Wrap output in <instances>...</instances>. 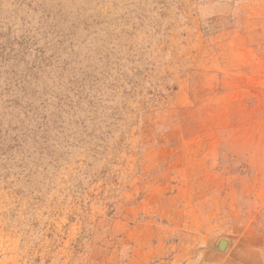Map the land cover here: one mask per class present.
Segmentation results:
<instances>
[{"label":"rangeland","instance_id":"rangeland-1","mask_svg":"<svg viewBox=\"0 0 264 264\" xmlns=\"http://www.w3.org/2000/svg\"><path fill=\"white\" fill-rule=\"evenodd\" d=\"M0 264H264V0H0Z\"/></svg>","mask_w":264,"mask_h":264},{"label":"water","instance_id":"water-1","mask_svg":"<svg viewBox=\"0 0 264 264\" xmlns=\"http://www.w3.org/2000/svg\"><path fill=\"white\" fill-rule=\"evenodd\" d=\"M225 246H226V242H225V241H222V240L219 241V243H218V249H219V250L224 249Z\"/></svg>","mask_w":264,"mask_h":264}]
</instances>
